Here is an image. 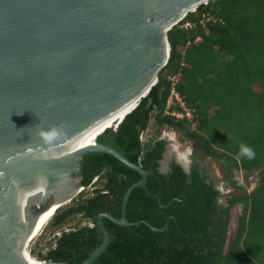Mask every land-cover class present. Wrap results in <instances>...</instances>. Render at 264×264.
<instances>
[{
    "label": "trees",
    "instance_id": "trees-1",
    "mask_svg": "<svg viewBox=\"0 0 264 264\" xmlns=\"http://www.w3.org/2000/svg\"><path fill=\"white\" fill-rule=\"evenodd\" d=\"M167 37L170 56L157 84L115 130L97 138L150 174L145 188L132 190L125 209L130 223H141L125 227L103 218L111 239L92 264H249V258L261 257L264 244V0H211ZM172 90L184 107L176 100L168 105ZM151 122L154 135L142 140ZM164 126L201 144L203 152L193 151L190 174L174 160L167 173L159 171L166 141L155 136ZM241 143L255 150V159L238 157ZM206 157L221 165L222 182ZM236 172H257L251 192L238 184ZM95 179L100 188L56 210L49 225L59 235L37 253L39 260L82 264L102 242L96 217L110 213L119 219L126 190L141 176L110 155L90 153L80 184L86 189ZM238 205L228 243L231 210ZM76 218L66 231L65 224ZM166 225L163 232L151 229Z\"/></svg>",
    "mask_w": 264,
    "mask_h": 264
},
{
    "label": "water",
    "instance_id": "water-1",
    "mask_svg": "<svg viewBox=\"0 0 264 264\" xmlns=\"http://www.w3.org/2000/svg\"><path fill=\"white\" fill-rule=\"evenodd\" d=\"M209 1L0 0V264H68L32 262L23 252L30 255L35 231L55 207L81 192L90 153L112 156L141 179L126 190L119 219L96 217L102 242L82 264L110 243L103 218L141 223H130L125 209L150 172L112 143H98L99 125L125 117L149 94L169 60L168 31ZM41 130L56 135L45 143Z\"/></svg>",
    "mask_w": 264,
    "mask_h": 264
},
{
    "label": "rangeland",
    "instance_id": "rangeland-1",
    "mask_svg": "<svg viewBox=\"0 0 264 264\" xmlns=\"http://www.w3.org/2000/svg\"><path fill=\"white\" fill-rule=\"evenodd\" d=\"M172 97V96H171ZM171 97L168 100V105H171ZM190 117H188L189 120H191L192 115L189 113ZM152 122L150 123L149 128L147 129V132L144 133V135L141 136V139L143 140L145 137L146 138H150L154 135V131L155 129L152 128ZM196 125H191V129H195ZM172 132L176 133V139L179 143H181L182 148H187L189 146H191L193 148V150H201L203 152L202 146L199 142L196 141H191L186 139L183 136V133L181 131H178L175 128H170L167 126H164L161 128L160 132L155 136L157 140H164L166 141V146H165V150H164V158L160 161V170L162 172L167 173L169 171V163L170 161L175 159L172 157V154L170 152V149L168 147V138L166 134H170ZM206 166L209 168L210 172L215 176V178L217 179V181H223V174H222V168L221 165L219 163H216L215 161H213L212 159L206 157ZM257 172L254 173H249L246 174L244 172H236L235 176H236V180L238 182V184L240 186H242L243 188H245L248 192H251L252 189L255 186L254 180L256 177ZM96 180V179H95ZM94 180V181H95ZM101 186V182L97 181L96 183H94L92 186H90L89 188H86L84 191L81 192L80 195H85V196H89L87 194L90 193V191L96 189V188H100ZM235 192V190L227 188L226 189V193L228 192ZM225 192V190H224ZM79 195V194H78ZM62 208V207H61ZM240 215V205L235 206L232 210H231V222H230V227H229V237H228V243L229 241L232 239L233 237V233H234V229L236 227V222H237V218ZM53 216L47 221V223L45 224V226L43 227L42 231L40 232V234L29 244L27 250L30 253V251L34 252V255H31L32 258H34L36 261H41L39 260L36 255L38 252H42L44 253L47 248V242H49V240L53 237V235H59V232L56 228H51L49 225L51 220H52ZM79 221V218H76L74 220H69L65 226L64 229L66 231H68L69 229H72V227H74L77 222ZM83 226L84 225H91L90 222H83L81 223ZM249 264H264V244L262 243V252H261V257L260 258H249L248 260ZM247 262V263H248Z\"/></svg>",
    "mask_w": 264,
    "mask_h": 264
},
{
    "label": "clouds",
    "instance_id": "clouds-1",
    "mask_svg": "<svg viewBox=\"0 0 264 264\" xmlns=\"http://www.w3.org/2000/svg\"><path fill=\"white\" fill-rule=\"evenodd\" d=\"M193 12H195V11H193ZM193 12H190V13H193ZM110 128H112V127H110ZM39 135L42 137V139L45 141V143H47L49 140H51L56 135V132H55V130H52V131L41 130L39 132ZM166 135H167V138L169 141L168 147L170 149L172 157L175 159L176 164L179 165L186 173L190 172L191 164H192L191 157H192L193 151H194L193 148L191 146H189L187 148H182L181 143H179L176 139V133L175 132H172V133L166 134ZM238 157L247 158L249 160H252V159H255L256 152L252 147L241 143L240 144V151L238 153ZM95 181H94V183H95ZM84 190H85L84 188L81 189V192Z\"/></svg>",
    "mask_w": 264,
    "mask_h": 264
},
{
    "label": "bare ground",
    "instance_id": "bare-ground-1",
    "mask_svg": "<svg viewBox=\"0 0 264 264\" xmlns=\"http://www.w3.org/2000/svg\"><path fill=\"white\" fill-rule=\"evenodd\" d=\"M124 114L125 113H121L119 115H117V119L115 118V120L111 121L112 119L108 120V121H104L102 124L99 125V129H98V132L99 133H103L106 129L110 128V127H114V124H116V122L119 120V119H123L124 117ZM58 208L55 207V209L52 211V213L49 215V217L41 224V226L35 231V235H34V239L40 234V232L42 231L43 227L45 226V224L47 223V221L55 214L56 210ZM24 253V256L28 258L29 261H32V262H36L38 263V261H36L34 258H32L29 254H27V251L23 252Z\"/></svg>",
    "mask_w": 264,
    "mask_h": 264
},
{
    "label": "built area",
    "instance_id": "built-area-1",
    "mask_svg": "<svg viewBox=\"0 0 264 264\" xmlns=\"http://www.w3.org/2000/svg\"><path fill=\"white\" fill-rule=\"evenodd\" d=\"M189 26H190L189 24L185 25V27H189ZM173 79H175V78H173ZM171 96H172V97H171V100H170V101H172V100H176L177 102L180 103V106H181V107H184V104L181 102V100H180L178 94H176L173 90H172V94H171ZM169 105H170V104H169ZM189 113H190V112H187V113H186V116H187V117H190ZM172 115H174L176 118H181V117H182V114L179 113V112L172 113ZM82 189H83V188H82Z\"/></svg>",
    "mask_w": 264,
    "mask_h": 264
},
{
    "label": "flooded vegetation",
    "instance_id": "flooded-vegetation-1",
    "mask_svg": "<svg viewBox=\"0 0 264 264\" xmlns=\"http://www.w3.org/2000/svg\"><path fill=\"white\" fill-rule=\"evenodd\" d=\"M193 156V155H192ZM191 159H192V157H191ZM192 161H193V159H192ZM172 161H170V163H171ZM170 163H169V169H170ZM176 163V162H175ZM192 165V164H191ZM204 166V165H203ZM159 171L161 172V173H163V174H165V172H162L161 170H160V167H159ZM220 188V190L221 191H223V188L222 187H219Z\"/></svg>",
    "mask_w": 264,
    "mask_h": 264
}]
</instances>
